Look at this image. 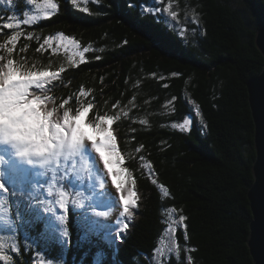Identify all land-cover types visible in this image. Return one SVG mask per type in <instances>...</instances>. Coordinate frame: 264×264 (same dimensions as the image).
<instances>
[{"label":"trees","instance_id":"trees-1","mask_svg":"<svg viewBox=\"0 0 264 264\" xmlns=\"http://www.w3.org/2000/svg\"><path fill=\"white\" fill-rule=\"evenodd\" d=\"M53 2L46 12L37 8L45 0L7 5L0 69L12 61L23 72L55 74L45 93L52 111L77 117L92 105L82 118L117 138L115 181L136 203L120 215L129 227L115 240L104 220L76 216L79 207H69L67 235L28 209L41 223L21 224L23 236L0 249V264H256L247 82L264 68L256 42L264 0ZM70 40L88 49L83 61ZM185 120L186 128L174 126Z\"/></svg>","mask_w":264,"mask_h":264},{"label":"rangeland","instance_id":"rangeland-1","mask_svg":"<svg viewBox=\"0 0 264 264\" xmlns=\"http://www.w3.org/2000/svg\"><path fill=\"white\" fill-rule=\"evenodd\" d=\"M35 5V4H34ZM50 4L46 5H37V8L41 9V11L46 12L47 8L50 7ZM36 9V6H34ZM2 70V69H0ZM60 118L64 116V114L61 115V113L58 111ZM70 113H68L69 115ZM70 116V115H69ZM84 118L81 120V124L83 123ZM61 118V122H62ZM85 123H87L85 119ZM75 125L73 124V127ZM104 132H106V129L103 127ZM115 144L117 143V139L114 140ZM91 142H88V139L85 138L84 142L81 144L80 148H84L86 151L91 150ZM110 153H112V149L110 150ZM116 153V151L114 152ZM94 155V156H93ZM116 154H111V158H113ZM0 156L3 160L7 161V164L11 167L16 164V168H24V171L27 175L33 174L34 176H45L46 172L48 170H51L53 173V178L51 179V182L48 185V202L45 203V207L49 214L48 216L53 218V223L57 225L59 224L60 227L65 228L66 224L68 223V220H66V210L62 209L60 207L61 201L64 202L66 209L67 205L69 203V194L66 191L65 188L59 186L58 189L54 187L56 185V174L60 171L62 174H64L67 178L72 176L73 181H79L80 185L78 186L79 191V197L76 199V202L81 205L83 208L84 206H87L89 202L91 203L92 207L90 208V212L97 218H101V213L99 211V207L103 204L101 199V192H99V184L98 179H100L101 175H104V168L102 165V162L97 154L93 152L92 157L95 160H91L89 162L88 156L84 159L86 160V164L83 165L81 161V157L75 156L74 157V164L72 166H65L62 167L57 162L54 164L49 165H43L41 164L37 158L35 157H25L21 156L16 148H14L11 144L8 143H0ZM65 157V156H64ZM68 161H71V158L68 159ZM20 165V166H19ZM23 166V167H22ZM27 170V171H26ZM106 178L108 181V185H110V179L108 178V175L106 173ZM123 185H127L125 182ZM107 187V184L105 185V188ZM53 188V189H52ZM114 188V187H113ZM52 190V191H51ZM3 195V193H2ZM76 196V194L73 195V197ZM33 202V201H29ZM116 209L118 208L115 207ZM121 208V206H119ZM115 214L116 212L113 211L112 214L108 217V222L112 224L113 220L115 221ZM65 216V221H62L59 219L60 216ZM17 217H20L18 214H16ZM9 218H11L7 208L5 205H0V220L3 222V225L7 226L9 225ZM0 221V224L2 223ZM13 221V219H12ZM2 225V224H1ZM58 227V226H57ZM17 228V227H16ZM59 228V227H58ZM9 235L6 237V239L10 242V232L9 228H7ZM18 229V228H17ZM4 236V232H0V248L6 247V240L4 238H1ZM0 255L2 256L3 253L0 252Z\"/></svg>","mask_w":264,"mask_h":264},{"label":"clouds","instance_id":"clouds-1","mask_svg":"<svg viewBox=\"0 0 264 264\" xmlns=\"http://www.w3.org/2000/svg\"><path fill=\"white\" fill-rule=\"evenodd\" d=\"M26 91V82L18 81L15 88L9 86L7 98L0 96V143L11 144L19 154H24L21 156L35 157L47 165L50 153L72 150L75 133L65 116L61 123L59 116L52 119L47 108L42 110L29 103Z\"/></svg>","mask_w":264,"mask_h":264},{"label":"snow or ice","instance_id":"snow-or-ice-1","mask_svg":"<svg viewBox=\"0 0 264 264\" xmlns=\"http://www.w3.org/2000/svg\"><path fill=\"white\" fill-rule=\"evenodd\" d=\"M7 2L9 4L12 3V0H7ZM34 2V0H27V3L32 4ZM46 3L51 5V9L54 11L57 7V5L53 2V0H45ZM73 3L76 2V0H72ZM51 12L46 13L47 16H51ZM27 15V14H26ZM36 19V17H32L31 20L26 19L24 21V23H32V21H34ZM13 24L12 23H8L6 25L7 28L11 29L13 28ZM64 37L61 36V40H63ZM13 40H15V37H13ZM46 44L49 45V47H51V38H49V40L45 41ZM70 45L72 46L73 49V56H78L79 59L81 61L84 60V52H87L88 49L85 48L83 50V52L79 51V44L77 43V41L75 40H70L69 41ZM8 71L4 72L2 70H0V81H2V84H0V96H4L5 98H7V94H8V88L9 86L15 88L16 87V82L18 81H25L26 82V88L27 91L25 92V99L29 102V103H34L36 104L38 107H41L45 100L44 98L40 97V96H35L34 98H31L32 94L29 92V89L32 88L33 86H35L36 89H43L45 83L48 82L49 79H54L55 78V74H52L50 76L49 73L44 72V73H33V72H23L21 71L18 67H13L12 61L8 62L7 65ZM166 86V85H165ZM260 88L262 93H264V82H261L260 84ZM92 105H88V108H91ZM88 108L84 109V112H82L79 116L75 117V118H71L69 117L68 113L65 112L64 116L66 118L67 121L71 122V126H72V130L75 133L74 139L72 141V150L65 152L64 150H59V151H55L49 154V158L46 161L47 165L50 164H54L56 162H58L60 160L61 157L67 156V157H72L75 156L76 154H78L79 151V147L77 146H81V144L84 142L85 138H87L88 140H93L94 137H92L91 135H89L86 131L83 130L82 126H81V120L82 117L84 115L85 112L88 111ZM50 115H52L51 112H49ZM98 119H101V122H108L109 118H100L98 117ZM190 123V121L185 120L184 124L182 125H174L175 127H180L181 129H184L188 126V124ZM73 124L75 125L73 127ZM91 127V126H89ZM67 130V129H66ZM96 132L100 133L103 132L104 129L101 127H96ZM112 137L111 136H106L105 137V143L100 144V143H96V151L100 152L101 155H103V149H114L115 145L109 143L108 141H111ZM111 154H116L114 152H112ZM20 155H24V154H20ZM118 156V154H116ZM119 162V159H117V163ZM105 163L108 164L110 163L107 159L105 160ZM117 187L119 188L120 185H117ZM161 189L164 192V195L166 196L167 193V189L163 188V185L160 186ZM0 191H7V188L0 183ZM134 193H129L128 199H125L123 196L120 197V199L123 202V206H124V213H127L129 215H131V213H129V207L130 204L131 206H135V200L132 199ZM60 207L62 209L66 210V206L64 204L63 201H61L60 203ZM172 211L174 212L175 209H172ZM60 220L65 221V216L62 215L59 217ZM185 220L184 216H180L179 217V223H182ZM129 225L127 223H125L123 225V228L121 229V232H127ZM65 235H67V232H65ZM121 240L123 239V236L120 237Z\"/></svg>","mask_w":264,"mask_h":264},{"label":"water","instance_id":"water-1","mask_svg":"<svg viewBox=\"0 0 264 264\" xmlns=\"http://www.w3.org/2000/svg\"><path fill=\"white\" fill-rule=\"evenodd\" d=\"M256 42L264 53V24L257 30ZM261 82H264V68L260 74L251 77L247 82L256 124L257 152L253 165L254 181L248 190L254 215L250 221L251 232L248 244L256 264H264V93L260 88Z\"/></svg>","mask_w":264,"mask_h":264},{"label":"bare ground","instance_id":"bare-ground-1","mask_svg":"<svg viewBox=\"0 0 264 264\" xmlns=\"http://www.w3.org/2000/svg\"><path fill=\"white\" fill-rule=\"evenodd\" d=\"M45 187H47V185H46ZM119 213H120V209H118V210L116 211V216H118Z\"/></svg>","mask_w":264,"mask_h":264}]
</instances>
